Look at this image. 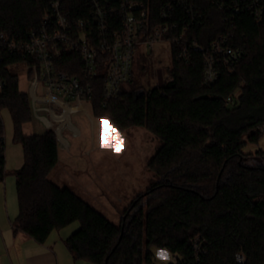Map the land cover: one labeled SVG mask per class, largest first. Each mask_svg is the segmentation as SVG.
<instances>
[{"label": "trees", "instance_id": "1", "mask_svg": "<svg viewBox=\"0 0 264 264\" xmlns=\"http://www.w3.org/2000/svg\"><path fill=\"white\" fill-rule=\"evenodd\" d=\"M205 24L194 36L207 46L220 33L233 35L246 57L233 71L219 65L215 82L205 80L204 56L193 50L188 61L171 51L170 80L148 90L122 87L104 100V73L94 79L93 115L119 131L144 128L161 142L148 163L157 181L125 212L116 226L66 187L50 180L59 163L53 131L27 136L30 102L16 74L5 69L7 87L1 110H9L13 141L23 150L24 165L14 172L18 216L14 231L45 243L74 222L80 229L65 241L76 261L91 264H156L153 249L170 253L169 264H264V165L245 164V147L258 143L264 125V25L251 15L223 24L207 0H197ZM50 0H0V32L15 39L36 30ZM71 17L88 14L87 0H63ZM27 75L37 79L31 61ZM59 68L81 76L83 63L66 53ZM231 100L230 102L228 100ZM6 144L0 127V183L7 175ZM257 155H264L262 150ZM243 257L238 262L236 257Z\"/></svg>", "mask_w": 264, "mask_h": 264}, {"label": "built area", "instance_id": "2", "mask_svg": "<svg viewBox=\"0 0 264 264\" xmlns=\"http://www.w3.org/2000/svg\"><path fill=\"white\" fill-rule=\"evenodd\" d=\"M49 1V0H45ZM222 15L223 24L248 14L264 25V0H207ZM63 0H50L39 28L22 39L0 32V98L7 87L5 69L17 63H34L38 78L57 103H91L93 81L104 73V100L116 99L121 88L133 79L138 47L168 43L188 61L193 50L203 53L205 80L216 81L218 66L233 71L246 57L245 47L234 43L233 35L220 33L209 45L194 36L205 24V13L197 0H87L88 14L71 17L64 13ZM76 53L83 63L81 76L60 69L58 61L66 53ZM26 65V64H25ZM231 101L230 99L228 100ZM0 104V127L3 125ZM264 132V125L259 128ZM238 262L243 257L237 255Z\"/></svg>", "mask_w": 264, "mask_h": 264}, {"label": "rangeland", "instance_id": "3", "mask_svg": "<svg viewBox=\"0 0 264 264\" xmlns=\"http://www.w3.org/2000/svg\"><path fill=\"white\" fill-rule=\"evenodd\" d=\"M171 62L168 43L155 44L152 52L149 47H138L133 64L131 88L143 91L168 82ZM9 71L18 76L19 89L27 95L30 102L32 120L24 125V133L37 135L48 130L55 133L58 141V133L70 141V152L74 157L69 162L73 163L67 164L61 175H58L63 177L64 181L59 182L52 176L54 182L76 193L109 221L119 226L126 219L125 212L132 203L145 195L157 181L148 169V163L162 142L144 128L119 132L110 121L96 118L89 102L83 103L86 111L72 116V123L78 130L76 136L71 132H64L63 128H53L51 120L57 118L56 104L60 101L52 102L53 97L50 98L48 88L42 81L28 78L25 64L12 65ZM2 116L7 175L4 183H0V201H18L13 164L19 162V159L22 160V147L13 141L14 126L9 110H3ZM262 134L258 143H248L245 147V153L250 154L245 158V164L248 166L264 165V155L256 154L259 150L264 152V132ZM102 141L105 147L101 146ZM61 155L63 156L62 153ZM79 229L80 223L74 222L54 232L73 234ZM153 253L156 264L174 262L172 255L167 251L154 248Z\"/></svg>", "mask_w": 264, "mask_h": 264}, {"label": "crops", "instance_id": "4", "mask_svg": "<svg viewBox=\"0 0 264 264\" xmlns=\"http://www.w3.org/2000/svg\"><path fill=\"white\" fill-rule=\"evenodd\" d=\"M84 111L86 110L83 104L76 102L57 103L55 112L57 118L51 120L53 128L55 126L63 128L64 132L68 131L73 136H76L77 128L72 123V116ZM46 127L48 128V125ZM26 135L30 136L33 134L29 133ZM58 138L59 163L50 174V180L55 184L56 182H54L52 176L59 182L64 181V178L58 177V175H61L67 164L73 163L69 161L74 157L70 152L72 149L70 141L60 133H58ZM21 156L22 160L19 159V162L15 165L13 164L15 171L24 165L23 150ZM87 179L90 180L89 177ZM4 181L1 183H4ZM4 189L7 188L4 187ZM18 212V201H0V264H90L87 261H76L67 248L65 241L72 235L70 232L67 234H62L61 232L56 234L53 232L43 244L36 242L23 232L16 233L14 231V221L18 216Z\"/></svg>", "mask_w": 264, "mask_h": 264}, {"label": "snow or ice", "instance_id": "5", "mask_svg": "<svg viewBox=\"0 0 264 264\" xmlns=\"http://www.w3.org/2000/svg\"><path fill=\"white\" fill-rule=\"evenodd\" d=\"M102 131H103V129H102ZM101 146H102V147H105V146H106V145L104 144L103 141L101 142ZM107 146L111 147L112 145H107ZM162 255H163V254H162Z\"/></svg>", "mask_w": 264, "mask_h": 264}]
</instances>
